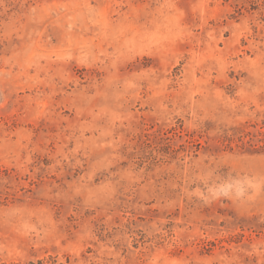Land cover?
Masks as SVG:
<instances>
[{
    "label": "rangeland",
    "instance_id": "374dc122",
    "mask_svg": "<svg viewBox=\"0 0 264 264\" xmlns=\"http://www.w3.org/2000/svg\"><path fill=\"white\" fill-rule=\"evenodd\" d=\"M0 264H264V0H0Z\"/></svg>",
    "mask_w": 264,
    "mask_h": 264
}]
</instances>
